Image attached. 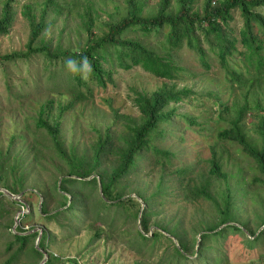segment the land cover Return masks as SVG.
<instances>
[{
    "label": "trees",
    "instance_id": "trees-1",
    "mask_svg": "<svg viewBox=\"0 0 264 264\" xmlns=\"http://www.w3.org/2000/svg\"><path fill=\"white\" fill-rule=\"evenodd\" d=\"M123 1L125 13L118 17L107 14L106 18L90 0H42L21 5L29 31L23 48L0 52L1 101L15 104L11 108L18 109L25 101L45 94L69 95L70 100L55 107L52 99L41 104L38 115L32 118L31 139L21 133L12 135L10 145L0 152V188L15 195L23 192L21 198L28 190L36 193L42 198L39 213L48 222H55L69 237L70 232L75 234L84 229L93 233L91 241L105 239L110 231L119 230L115 224L122 221V227L134 226L124 233H127L128 246L135 252L147 249L148 242L160 237L171 242L161 252L159 264H191L188 261L193 259L205 263L210 259V248L212 264H225L228 256L219 252L217 236L227 231L248 233L253 236V239L247 238L251 248L252 242L261 237L256 233L258 227L264 225V213L244 221L239 218L241 209L236 206L234 188L226 183L223 190H212L209 177H228L222 171V151L216 144L211 147L208 159V178L196 180L191 176L195 166L182 161L178 152L163 147L161 141L169 135L168 128L174 120L177 127L183 120L186 128L194 126L205 133L223 120L226 127L218 131V138L239 146L262 176H254L248 186L253 188L258 182L264 183V100L258 97L264 94V13L259 10L264 7V0H201V8L195 7L198 0H157L153 7L147 4L150 0ZM80 2H84L82 6ZM21 3L22 0H0V38L9 36L16 7ZM63 14L72 18L78 16L79 21L67 33L59 31L52 45V41L46 39V31ZM184 48L196 57L204 73L219 70L221 79L215 88L204 87L200 91L196 82L186 83L198 74L181 64L179 52ZM33 61L38 66L34 70L30 68ZM22 66H29L28 70H22ZM135 68L162 81L154 90L134 88L138 117L119 114L106 97L105 102L123 124V129L115 130L112 124L108 125L80 152L73 143L66 145L61 138L63 113L72 110L76 103L91 100L101 90L116 86V74ZM182 82L185 84L179 86ZM237 90L242 94L241 101L236 100L238 93L231 103L227 98L224 100L226 92L233 96ZM209 100L216 115L205 104ZM185 101L195 108L203 105L204 114L181 112L180 104ZM250 110L258 115L251 123L252 128L244 121ZM251 129L253 139L249 136ZM15 137L26 143L21 147H27V152L14 149ZM183 137V134L176 136L177 140ZM38 138L47 140L50 145ZM45 149L52 152L53 159L58 158L55 167L59 174L46 184L28 186L34 166L43 168ZM144 162H148L149 175L154 166L160 172L154 191L144 195L142 187L137 188L135 199L146 201V207L141 209L138 205L132 213L133 198L127 189L132 186L134 177H141ZM166 176H174L184 201L205 199L211 202L219 215L218 221L205 225L201 219L203 226L190 236L178 220L175 225L169 220L165 226L157 224L151 231L153 215L160 213L153 209V199L157 197V207L161 205L164 184L170 179ZM24 205L22 199L0 191V219ZM135 205L137 203L133 202ZM29 215L18 213V220ZM250 221L260 226L250 228ZM15 222L16 217L10 216L5 223L11 230L5 240L8 257L3 264H12L26 255L40 263L45 253L49 257L43 264H59L60 258L49 251L50 242L57 236L48 226L41 229V234L34 226L26 229L18 225L14 226V231ZM209 241H213L212 246ZM73 260L78 264L75 258Z\"/></svg>",
    "mask_w": 264,
    "mask_h": 264
},
{
    "label": "rangeland",
    "instance_id": "rangeland-1",
    "mask_svg": "<svg viewBox=\"0 0 264 264\" xmlns=\"http://www.w3.org/2000/svg\"><path fill=\"white\" fill-rule=\"evenodd\" d=\"M34 1L40 2L42 0H22V3L16 7V17L14 20L13 28L9 36L0 38V52H6L13 49L23 48L26 42L29 24L27 19L21 13V5L25 2ZM95 7L98 9L101 16L106 18L107 14H112L115 16H120L125 13V4L123 0H90ZM85 2V1H84ZM84 2H80V6ZM157 0H150L147 4L150 7L156 6ZM79 5V3H78ZM202 2L198 0L195 3L196 8H201ZM37 8V7H36ZM260 11L264 13V7L259 8ZM37 11V10H36ZM67 13V12H63ZM72 15V14H71ZM79 21L78 16L68 17V15L63 14L56 21L55 25L46 31V39L52 41V45L56 42V34L59 31L64 33L68 32V29L74 28L76 22ZM239 25L236 21V25ZM237 25V26H238ZM65 43L66 41L63 40ZM67 44V42H66ZM181 57V64L188 65V67L196 74L197 78L189 79L186 83L188 85L192 82H196L198 90L203 91L204 87L212 90L215 88V84L219 83L221 77L219 70L213 69L207 71L202 70L200 64L194 55L188 49L184 48L179 52ZM29 66H22V70H28ZM36 67L35 61L30 65V68L34 70ZM117 84L116 86H109L106 91H100L95 94L91 100L81 101L73 106V109L63 113V117L60 119L61 122V138L63 142L67 145L73 143L80 152L84 146L90 144L95 140L96 136L100 133L98 131H103L108 125L113 126L115 130L123 129V124L120 120L116 119L113 109H111L109 103L105 102L104 98H109L112 101L114 108H117L119 114H130L131 116L138 117L139 112L137 107L134 105L133 92L134 88L139 90H154L159 85H161V80L159 78L153 77L146 73L140 68H135L128 72L122 74H116ZM216 80V82L214 81ZM185 82L179 84L183 86ZM219 87V92H220ZM264 90V88H263ZM230 95L229 92L224 94V100L227 98L228 102H232L233 97L238 93ZM241 93L236 95V100L241 101ZM2 90L0 82V152L6 150L10 145V140L12 135L23 134L27 139H31V134L34 133L32 118L38 115L37 112L40 110L41 104L47 100H53V106H57L60 103H65L70 100L69 95H41L35 99L25 101L20 104L18 109H12L9 102L1 101ZM258 97L264 100V94L258 95ZM208 108L211 107V113L215 114L217 111L214 110L212 106V101L209 100L205 103ZM188 110L189 114H204V106L198 104V108L194 105H188L187 102H182L180 104V111L186 112ZM55 112V111H54ZM258 115L256 112L250 110L246 113L244 121L248 128H252L251 123L256 120ZM200 118V117H199ZM201 119V118H200ZM216 128L212 127L209 132L205 133L197 131L194 126L186 128V124L183 120H180L178 127L176 121L168 128L170 133L165 136L161 141L163 147H169L172 151L179 153V158L182 161H187V163L193 164L194 171L192 173V178L198 180L200 177H207L209 166L208 159L211 155V147L216 144L219 150L222 151V171L227 174L226 179L209 177L211 183L210 187L215 192L223 190L228 183L231 188L236 191L235 202L236 206L241 210L238 211L239 218L242 220H250L256 215L261 216L264 213V183H257L256 187H249L248 182H250L254 176L262 178V176L255 171L252 162L241 152L239 146L230 141L220 140L218 138V131L225 128L226 123L223 120H219L215 123ZM30 126L31 130L27 129ZM183 134V140H177L176 136ZM250 139H253L254 134L251 129L249 132ZM44 144L50 145L47 140H41ZM26 143L19 139V137L14 138V149L20 152H27ZM46 156L43 155L42 165L43 168L34 166V173L29 178L28 186H37L38 183L43 182L46 184L52 181L54 177L58 176L59 172L55 166H58V158L52 156V152L45 149ZM14 153V152H12ZM173 163L177 165L178 161L174 159ZM27 164V161L25 162ZM180 164V163H179ZM172 166L171 169H174ZM148 162L143 163V168L140 171L141 177H134L132 181V186L128 188L129 195L133 198L130 211L134 213L138 205L139 208L143 209L146 207V201L141 199L136 200L137 188L142 187L145 192L144 195L150 190L154 191L156 189L155 183L157 177L159 176V168H152V171L148 174ZM198 175V176H196ZM170 178L165 182L164 193L161 196L162 203L157 207L156 200L157 197L153 199V209L159 211L157 215H153L151 220V231L155 229L157 224H162L165 226L167 220L171 221L172 225H175V221H179L180 227L183 230H187L188 235L194 234L201 225V219L209 225L218 221L219 215L215 206L208 200L201 199L196 202H186L183 200L180 190L176 187V181L174 176H166V179ZM208 178V177H207ZM257 178V177H256ZM147 186H151L147 188ZM166 187L168 194H166ZM30 189V188H28ZM28 190L24 195L22 201L26 205L21 206L17 211L7 214L4 219H0V264H3L8 257V253L5 251V240L10 236L8 228H6L5 223L8 217H16L18 213L31 215L23 217L22 220H17V225H22L24 228H29L34 226L35 230H41L43 227L50 228L56 238L50 242L49 251L60 258L59 264H76L73 258H75L78 264H159L161 252L164 248L170 245V241L165 237H160L156 241H150L146 244L147 249L140 252H135L133 248L128 246L127 233L125 234V229H131L132 224H126L122 227V221L117 222L115 226L119 230H112L109 232V236L105 239L99 238L91 241V236L93 233L87 230H79L77 233L73 234L70 232V237L67 232L55 222H48L44 219L38 211L39 201L42 198L37 196L36 193H31ZM23 193V192H22ZM20 193V196H22ZM24 194V193H23ZM126 197V196H125ZM133 202L137 205L133 206ZM28 205V206H27ZM19 211V212H18ZM79 219L82 218L79 217ZM172 219V220H170ZM121 224V226H120ZM80 225H82L80 223ZM250 228L256 229L258 222L250 221ZM15 224L13 225V229ZM134 227V226H133ZM138 227V225H137ZM16 229V228H15ZM14 229V231H15ZM263 230V231H262ZM132 233V231H131ZM128 232V234H131ZM261 234L260 239L252 242V247L249 248V243L247 238L253 239V236L248 233L232 232L227 231L222 236H217L216 246L219 252L225 253L228 257L224 261L225 264H264V225L258 227L257 235ZM151 233H148V235ZM68 236V237H67ZM173 240L176 241L174 238ZM209 245H213V241L208 242ZM144 246V245H143ZM132 247H136L132 246ZM210 259L205 263L201 260L194 261L189 260V263L195 264H212L213 253L212 249H209ZM49 257V255H48ZM47 257V258H48ZM168 262V261H166ZM12 264H40L36 260L27 255L21 256Z\"/></svg>",
    "mask_w": 264,
    "mask_h": 264
},
{
    "label": "water",
    "instance_id": "water-1",
    "mask_svg": "<svg viewBox=\"0 0 264 264\" xmlns=\"http://www.w3.org/2000/svg\"><path fill=\"white\" fill-rule=\"evenodd\" d=\"M0 191L6 193V194H8V195H10V196L13 197L14 199H20V200H21V196H20V194L15 195V194L9 192V191H8L7 189H5V188H0ZM17 220H18V216H16L15 226L17 225ZM41 232H42V231L40 230V234H41ZM39 237H40V236H39ZM39 237H38L37 242L39 241ZM47 257H48V254L45 253L43 259H42L41 262H40V264H43V263L47 260Z\"/></svg>",
    "mask_w": 264,
    "mask_h": 264
},
{
    "label": "clouds",
    "instance_id": "clouds-1",
    "mask_svg": "<svg viewBox=\"0 0 264 264\" xmlns=\"http://www.w3.org/2000/svg\"><path fill=\"white\" fill-rule=\"evenodd\" d=\"M69 63H71V61H69Z\"/></svg>",
    "mask_w": 264,
    "mask_h": 264
}]
</instances>
